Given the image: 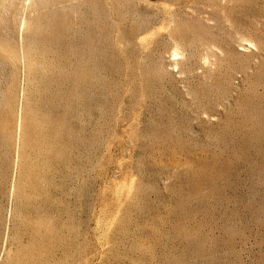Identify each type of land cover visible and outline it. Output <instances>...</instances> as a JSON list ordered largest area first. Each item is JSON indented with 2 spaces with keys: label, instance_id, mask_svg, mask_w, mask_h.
I'll return each instance as SVG.
<instances>
[{
  "label": "rangeland",
  "instance_id": "374dc122",
  "mask_svg": "<svg viewBox=\"0 0 264 264\" xmlns=\"http://www.w3.org/2000/svg\"><path fill=\"white\" fill-rule=\"evenodd\" d=\"M0 264H264V0H0Z\"/></svg>",
  "mask_w": 264,
  "mask_h": 264
},
{
  "label": "bare ground",
  "instance_id": "6f19581e",
  "mask_svg": "<svg viewBox=\"0 0 264 264\" xmlns=\"http://www.w3.org/2000/svg\"><path fill=\"white\" fill-rule=\"evenodd\" d=\"M177 53V52H176ZM178 54V53H177ZM29 112L27 111V112H24V115L26 114H28ZM28 116V115H27ZM30 116H31V114H30ZM25 118H27V117H25ZM31 118V117H30ZM23 121H24V118H23V116L21 115V117H20V123H19V134L22 132V130L24 129L23 128V125H25L24 123H23ZM24 131V130H23ZM22 134V133H21ZM23 134H24V132H23ZM23 134H22V136H23ZM25 135V134H24Z\"/></svg>",
  "mask_w": 264,
  "mask_h": 264
}]
</instances>
